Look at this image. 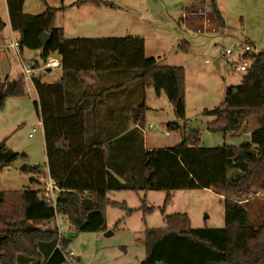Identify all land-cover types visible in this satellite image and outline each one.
I'll return each mask as SVG.
<instances>
[{"label":"trees","instance_id":"obj_1","mask_svg":"<svg viewBox=\"0 0 264 264\" xmlns=\"http://www.w3.org/2000/svg\"><path fill=\"white\" fill-rule=\"evenodd\" d=\"M25 1L6 0L20 50H39L41 61L56 54L62 62L57 81H32L48 176L62 191L55 206L40 196V190L29 187L0 192V236L4 237L0 264H66L69 240L55 226L42 229L31 223L61 216L77 232L104 233L108 207L126 212V217L156 210L146 201L131 209L125 202L111 200L112 192L150 191L165 193L159 208L165 227L146 228L145 257L131 264H264V219L252 220L249 205L250 198L264 193V49L243 56L251 64L241 83L227 87L222 106L206 113L214 117L207 129L226 137L245 131L254 119L257 128L250 143L204 148L200 130L190 128L174 147L147 150L146 90L152 87L157 96L163 93L177 119L187 126L185 69L159 66L155 58L146 57L145 40L139 36L67 39L55 26L57 12L65 8H52L41 0L45 11L28 15L23 11ZM87 3L109 5L98 0H78L76 5ZM212 11L217 27L226 29L214 3ZM5 26L0 15V32ZM45 33L51 37L44 46L40 38ZM189 48L188 43L178 47L183 53ZM25 96L22 79L0 78V111L9 98ZM168 128L178 129L180 124L170 123ZM20 158L26 156L0 149V169ZM22 171L38 175L40 167L24 166ZM232 171L235 175L230 177ZM184 190H212L223 197L225 226L193 228L187 214L167 215L173 193ZM85 198L92 200V211L83 208Z\"/></svg>","mask_w":264,"mask_h":264},{"label":"rangeland","instance_id":"obj_2","mask_svg":"<svg viewBox=\"0 0 264 264\" xmlns=\"http://www.w3.org/2000/svg\"><path fill=\"white\" fill-rule=\"evenodd\" d=\"M77 1L46 0L52 8H65L57 12L55 26L64 28L67 39L139 36L146 41V57L155 58L159 66L185 69L187 126L177 119L167 97L163 93L157 96L151 87L146 90L148 105L154 109L146 119L148 145L154 141L156 148L174 147L184 140L190 128L200 130V144L204 148L224 144L239 147L250 143L251 133L257 128L254 119L249 120L245 131L226 137L207 129L214 117L206 113L221 107L225 101L226 88L239 85L244 75L236 69L240 65L238 55L226 56L225 51L240 49L242 44H248L246 38L256 43L258 51L264 49V0H98L110 5L100 7L89 3L78 6ZM213 3L222 12L227 31L219 29L215 20H212ZM24 5V12L28 15L36 16L45 11L41 0H26ZM183 43L189 44L188 53L179 51L178 47ZM28 59L26 57V61ZM217 59L219 67L215 65ZM40 62L43 65V61ZM60 74L61 69H52L45 73L44 82H55ZM36 102L38 104L35 92L28 94L26 90L25 97L9 98L5 109L0 111V142L6 140L8 151L26 156L0 169V192L20 191L30 186L32 175L36 177L34 181L43 175L41 169L38 175L22 171L24 166L45 165L44 132L39 124L40 110L36 108ZM163 122L178 123L180 128L164 130L161 125ZM150 124L153 127L151 130L148 129ZM165 132H169V135L166 136ZM29 134L32 138H29ZM234 175L232 171L230 177ZM113 193L112 199L119 203L125 202L131 209L141 207L146 201L148 206L156 210L146 216L140 211L126 217V212L120 209L107 208L110 228L106 232H111L108 236L106 232H77L61 216L31 225L42 229L59 225L61 235L69 240L66 252L75 254L74 264L138 263L145 257L146 226L165 227L164 217L159 212L165 193ZM249 202L253 209L251 219H264V208H261L264 205V193L250 198ZM166 214H187L193 228L225 226L223 197L212 190L174 192L171 202L166 206ZM119 220L122 223L116 227Z\"/></svg>","mask_w":264,"mask_h":264},{"label":"crops","instance_id":"obj_3","mask_svg":"<svg viewBox=\"0 0 264 264\" xmlns=\"http://www.w3.org/2000/svg\"><path fill=\"white\" fill-rule=\"evenodd\" d=\"M1 1V0H0ZM25 10V5H24V8H23V11ZM221 12V11H220ZM25 13V12H24ZM222 14V12H221ZM0 15H1V18L2 20L5 22L6 26L4 28V30L2 32H0V78L3 80L5 79L6 77H9L10 79H21V62H20V59L22 58L23 60L25 59L26 60V57H29V61H36V62H40L41 59H38V57L40 56V51L39 50H36V51H31V50H27V49H23V50H19V53H20V57L21 58H18L17 57V54L16 52L14 51L13 47H12V44L15 42V41H19V34L14 32L12 29H11V26H10V20H9V14H8V8H7V5H6V0H2V4H0ZM223 16V15H222ZM224 18V17H223ZM214 18H212L213 20ZM225 20V19H224ZM214 22V20H213ZM57 28H59L58 26H56ZM63 29L64 31V35L66 36V32L64 30V28H61ZM225 31V30H224ZM226 31H227V24H226ZM225 34V33H224ZM246 41H248V39L246 38L245 39ZM250 41V40H249ZM252 46L254 48L257 47L256 43H253L252 42ZM257 49V48H256ZM258 51V50H257ZM145 54H146V41H145ZM54 57L57 56V58H59L58 55L54 54L53 55ZM45 76V75H44ZM44 76L41 77V80L42 82H44ZM61 74L59 75V78H60ZM185 76H186V72H185ZM58 78V79H59ZM57 79V80H58ZM56 80V81H57ZM87 82H90L87 80ZM47 83V82H46ZM53 83V82H52ZM91 83V82H90ZM27 93L28 94H31L32 92H35V94L37 95L35 89H34V86L32 83H28L27 84ZM148 90V89H147ZM162 95V94H161ZM38 97V96H37ZM8 101V100H7ZM37 103V102H36ZM35 103V104H36ZM7 104V102H6ZM146 105L148 107V110L146 112V119H147V116L149 114L150 111L154 110L152 109L149 105H148V98H147V95H146ZM40 117V115H39ZM39 124L42 126V123H41V117L39 119ZM171 122H163L161 123V125L164 127V130H167L168 129V125L170 124ZM151 125V124H150ZM43 128V127H42ZM153 128V127H152ZM149 130H151L150 127H148ZM44 132V130H43ZM30 135V134H29ZM165 135L168 136L169 135V132H165ZM30 138V137H29ZM32 138V137H31ZM45 141V140H44ZM154 143V141H153ZM151 141L149 142L150 145H148V138H147V135H146V131L144 132V144H145V148L147 150H154V149H165V148H156ZM46 157V156H45ZM41 171L43 172V174H48V160H47V157L45 158V165L44 166H39ZM35 179L36 177L35 176H31V179H30V182L31 180H33V178ZM112 194H114L113 192L109 195V198L113 201H116L118 202L117 200H114L112 199ZM109 210L111 209H114V208H111V207H108ZM107 215H108V210H107ZM125 223V222H124ZM123 223V224H124ZM110 228V224L108 222V218H107V230ZM146 228H148V226H146ZM146 228L144 229V234H145V230ZM79 260V259H78Z\"/></svg>","mask_w":264,"mask_h":264},{"label":"built area","instance_id":"obj_4","mask_svg":"<svg viewBox=\"0 0 264 264\" xmlns=\"http://www.w3.org/2000/svg\"><path fill=\"white\" fill-rule=\"evenodd\" d=\"M217 31H219L217 29ZM12 47L14 51L17 54L18 58L20 57V47H19V41H15L12 44ZM256 48L251 46L250 44L244 43L242 46H240V49H227L225 51L226 56H231L233 54H237L239 58L240 65L236 68L239 72L245 73L250 67L251 61L250 60H243V56L247 53H257ZM21 62V79L23 84L27 85L28 83H32L34 78H41L45 75L46 72L51 71L52 69H61L62 68V62L60 58L51 56L47 60L43 61V65H41V62L36 61H26L22 58L20 59ZM150 128H152V125H149ZM29 137L31 138L32 135L30 134ZM36 180V178L31 180L30 186H35L33 190H40V196L45 198L47 201L52 203L54 206L56 205L58 195L62 191L60 187L56 184L54 180H52L48 174H43L39 180V183ZM29 186V187H30ZM37 186V187H36ZM58 219V218H57ZM59 233H60V226L56 225ZM61 236V233H60ZM74 256L75 254L72 251H69L68 253L64 254L66 264H74Z\"/></svg>","mask_w":264,"mask_h":264},{"label":"water","instance_id":"obj_5","mask_svg":"<svg viewBox=\"0 0 264 264\" xmlns=\"http://www.w3.org/2000/svg\"><path fill=\"white\" fill-rule=\"evenodd\" d=\"M50 37H51V34H49V33H45V34H43V35L41 36V38H40L41 43L45 46V45L47 44V42L49 41ZM215 65H216L217 67H219V60H218V59L215 61ZM5 146H6V140L0 142V149L5 148ZM255 153H256L255 150H253V151L251 152V154H252L253 156L255 155ZM82 206H83V208H85L87 211H92L93 208H94L92 200H90V199H88V198H85V199L82 200ZM110 233H111L110 231H109V232H106V236H108V234H110ZM3 238H4V237H1V236H0V241H1Z\"/></svg>","mask_w":264,"mask_h":264}]
</instances>
